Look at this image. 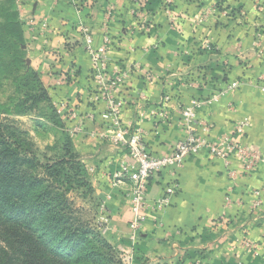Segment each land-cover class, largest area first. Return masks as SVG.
I'll return each instance as SVG.
<instances>
[{"label":"crops","instance_id":"0c3cea01","mask_svg":"<svg viewBox=\"0 0 264 264\" xmlns=\"http://www.w3.org/2000/svg\"><path fill=\"white\" fill-rule=\"evenodd\" d=\"M83 3L79 9L71 0H25L21 16L27 25V52L53 102H66L76 112L77 119L68 112L62 119L103 200L109 221L104 234L122 251H135L130 182L109 183L129 156L112 141L116 131L102 118L106 105L95 99L87 37L93 49L106 47L109 77L123 78L115 89L125 103L121 126L131 132L141 129L152 154H168L184 139L181 109L199 102L197 117L211 126L209 132L196 126L201 136L214 140L232 134L235 125L247 119L250 126L240 142L264 155V0H173L170 12L160 7L142 11L145 4L136 0ZM215 6L241 12L245 20L223 16L198 23L201 14ZM81 25L89 30L87 37ZM203 43L218 52L197 51ZM233 83L239 84L234 91ZM163 108L169 112L167 120L157 116ZM228 162L236 180L225 161L206 151L190 157L177 171L179 189L170 203L146 212L138 245L154 264H169L170 259L171 264L264 261V191L260 209L252 208L253 192L264 189V164L248 173L241 159ZM164 185L161 179H151V202L163 196ZM246 240L260 247L252 250Z\"/></svg>","mask_w":264,"mask_h":264},{"label":"trees","instance_id":"16d2710c","mask_svg":"<svg viewBox=\"0 0 264 264\" xmlns=\"http://www.w3.org/2000/svg\"><path fill=\"white\" fill-rule=\"evenodd\" d=\"M161 3L165 0H146L141 10L153 12ZM17 8L16 0H0V89L12 91L0 103V264H123L71 197L80 189L92 191L72 138L67 134L59 159L43 162L25 133L2 119L9 112L38 114L65 127L41 75L27 63ZM227 12L228 18L245 20L241 12ZM134 252L141 256L144 250L137 245Z\"/></svg>","mask_w":264,"mask_h":264},{"label":"built area","instance_id":"2783aa9c","mask_svg":"<svg viewBox=\"0 0 264 264\" xmlns=\"http://www.w3.org/2000/svg\"><path fill=\"white\" fill-rule=\"evenodd\" d=\"M75 2L76 0H72ZM141 1V0H140ZM167 4H172L173 0H166ZM140 4V2H137ZM257 9L262 12L263 7L257 3ZM82 33L87 37L89 30L81 25ZM87 48L91 53L93 63V78L97 93L95 99L102 101L106 105V110L102 118L110 122L115 129L112 141L124 147L129 159L126 158L120 163V172L113 176L114 183H122L124 179L131 184L130 204L134 213V229L139 231L140 226L144 223L146 212L149 210H162L170 203L171 197L178 191L179 183L177 182V171L180 170L185 161L190 157L198 155L201 151H206L211 157L225 161L226 166L230 169L229 160L236 157L242 160L243 169L246 172L252 171L259 163L264 164V155L257 151L243 146L239 137L243 136L249 128L250 123L247 119L239 121L235 125L234 133L222 135L214 140L201 136L196 126H202L205 132H209L211 126L201 122L197 117V111L200 107L199 102H194L191 106L181 109L184 119L185 137L176 144L174 150L165 155H154L146 147L143 131L138 129L131 132L130 128L121 126L119 114L125 105L122 99L117 97L115 89L123 80L122 77L112 79L108 75V57L106 47H101L98 51L93 49L90 38L87 37ZM239 86L233 83L230 87L235 90ZM168 99V98H167ZM216 100V97L213 99ZM60 114L68 112L74 119H77L76 112L70 110L66 102L57 105ZM62 116V115H61ZM157 116L162 120L169 118V112L163 108L157 112ZM229 175L233 180L237 179L236 171L230 169ZM161 179L164 182L163 196L151 202L149 199V186L151 179ZM264 189H258L253 192L255 196L252 208L254 211L260 209L262 205V193ZM231 192L227 196L229 204L232 203Z\"/></svg>","mask_w":264,"mask_h":264},{"label":"rangeland","instance_id":"374dc122","mask_svg":"<svg viewBox=\"0 0 264 264\" xmlns=\"http://www.w3.org/2000/svg\"><path fill=\"white\" fill-rule=\"evenodd\" d=\"M24 1L25 0H16L17 7H18L17 9H18L19 16H20V21L23 24L24 35L27 41L26 49H28L27 47L28 40L26 37V32H27L26 26L27 25H26V22L23 20V17L21 16V11L23 9L21 8V5ZM83 1L84 0H76L75 2H73L71 0V3L72 5H75L79 9H81V7H83L84 5ZM137 2H140V4L144 5L146 0H141V1L136 0V3ZM165 5H169L167 4L166 0H165V4L161 3L159 5L160 9L162 8L166 9ZM168 9H169L168 11L170 12L169 7ZM142 11L144 10L142 9ZM228 15L229 14L227 11H224V12L222 11L219 13L218 7L215 6L213 9H211V11L209 12L206 11L205 13L201 14V17L198 23H200L203 20L208 21L210 19H214L215 21H217L218 19L225 18ZM199 48L200 50L204 48L208 51L218 52L217 48L214 47L213 45H210V43H203L202 45H199L197 48V51H199ZM28 59L30 58L27 52V61ZM29 65L31 66V62ZM31 67L35 69L33 66ZM35 70L38 71L37 69ZM39 74L41 75L40 72ZM43 85L46 88V85L44 82H43ZM11 95H12V91L10 89H8L7 91H2V89H0V103H7V98L10 97ZM53 106L56 110L58 109L57 105L54 102H53ZM57 113L60 115V119L64 115V114H60L58 110H57ZM2 119L7 124L13 125L19 131H22L25 133L24 137L29 141L36 155L43 162L55 161L59 159L65 153L63 150V146L66 143L67 134L72 138V141H73V135L70 132V130L66 127L64 120H63V123L65 124V127H59L57 125L52 124L46 118H41L38 114L24 115V114L15 113V112H9V113L2 114ZM72 143H73L75 152L77 153V155H79V160L87 168L88 175L86 177V181L88 183V186L92 189V191L91 193H89L88 188L80 189L79 191L72 193L71 197L74 199V202L77 207L84 208L85 210L83 213L84 219L92 220L93 225L99 226L101 229V232L103 233V236L110 242L109 238H107L106 235L104 234L106 230L105 226L109 224L108 223L109 221L107 220V213L105 212V208L103 207V200L100 196L97 195V192L95 188L93 187L94 179H92V175H91L89 168L87 167V164L83 162V157L81 153L79 152L78 148H76V144H74V142ZM122 148L124 149V147ZM109 183L112 186L115 185V183L114 184L112 183L111 179L109 180ZM129 193H131V190L129 191ZM127 198H128V201H130V194L127 195ZM142 225L140 226L139 231H135L134 224L131 223L130 239L133 242V249H135V246H137L139 244V241L142 239V236L140 233V230H142V227H143ZM110 243L112 244V242ZM245 245L252 250H257V248L260 247L259 244L253 243L251 240H246ZM114 247L117 250L119 259H121L123 264H154L150 258L146 257L147 252H143V255L140 256V254H137L134 251H122L118 247L116 246ZM168 262L169 264H171V259ZM161 264H165V263L162 262ZM261 264H264V261Z\"/></svg>","mask_w":264,"mask_h":264},{"label":"water","instance_id":"95a60500","mask_svg":"<svg viewBox=\"0 0 264 264\" xmlns=\"http://www.w3.org/2000/svg\"><path fill=\"white\" fill-rule=\"evenodd\" d=\"M27 62H28V64H30V62H31V61H30V59H28V61H27Z\"/></svg>","mask_w":264,"mask_h":264}]
</instances>
